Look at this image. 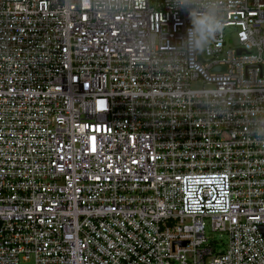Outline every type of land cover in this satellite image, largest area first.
Instances as JSON below:
<instances>
[{"label": "built area", "instance_id": "obj_1", "mask_svg": "<svg viewBox=\"0 0 264 264\" xmlns=\"http://www.w3.org/2000/svg\"><path fill=\"white\" fill-rule=\"evenodd\" d=\"M212 2L0 0V264H264V0L195 52Z\"/></svg>", "mask_w": 264, "mask_h": 264}, {"label": "clouds", "instance_id": "obj_2", "mask_svg": "<svg viewBox=\"0 0 264 264\" xmlns=\"http://www.w3.org/2000/svg\"><path fill=\"white\" fill-rule=\"evenodd\" d=\"M193 0H184L185 4ZM191 27L187 30L186 42L191 50L203 52L223 30L224 22L216 0L204 6L203 11L193 9L189 12Z\"/></svg>", "mask_w": 264, "mask_h": 264}, {"label": "rangeland", "instance_id": "obj_3", "mask_svg": "<svg viewBox=\"0 0 264 264\" xmlns=\"http://www.w3.org/2000/svg\"><path fill=\"white\" fill-rule=\"evenodd\" d=\"M233 30L234 29H232V28L226 29V34H227L226 35V44H227L228 47H232L233 44H234V41H235V35L232 34ZM192 87L195 88V89H199L202 86L199 83H195V84L192 85ZM206 235L208 237L212 238V240L214 241V245H215L216 249L224 251V249L226 248V245H227L226 235H223V238L219 239L217 235L213 236L211 234L209 227H206Z\"/></svg>", "mask_w": 264, "mask_h": 264}, {"label": "water", "instance_id": "obj_4", "mask_svg": "<svg viewBox=\"0 0 264 264\" xmlns=\"http://www.w3.org/2000/svg\"><path fill=\"white\" fill-rule=\"evenodd\" d=\"M238 53H241V51H238ZM219 70L224 71V68ZM260 231L264 235V226L260 228Z\"/></svg>", "mask_w": 264, "mask_h": 264}]
</instances>
